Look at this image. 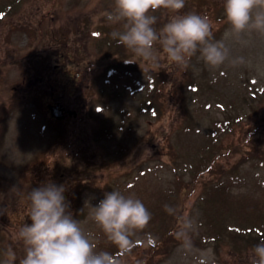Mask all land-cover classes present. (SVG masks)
I'll return each mask as SVG.
<instances>
[{
  "label": "rangeland",
  "instance_id": "obj_1",
  "mask_svg": "<svg viewBox=\"0 0 264 264\" xmlns=\"http://www.w3.org/2000/svg\"><path fill=\"white\" fill-rule=\"evenodd\" d=\"M113 2L0 4V264L9 247L14 264L23 258L16 234L31 224L27 193L47 182L65 186L73 218L96 250L117 256L92 219L105 192L145 198L150 214L181 208L170 224L174 239L164 237L159 250L133 245L123 264H251L244 236L254 223L264 232V216L255 213L264 212V36L230 43L232 55L246 61L236 68L209 70L193 57L181 71L163 55L159 67L125 65L131 54L112 36L121 26L107 20ZM185 5L182 13L207 15L214 39L223 38L224 0ZM157 17L159 28L169 14ZM39 74L43 82L18 91ZM49 83L67 103L85 102L63 126L45 108ZM241 141L252 149L246 161L239 159ZM87 161L98 167L85 172ZM249 214L256 216L250 223ZM212 225L217 230L208 232Z\"/></svg>",
  "mask_w": 264,
  "mask_h": 264
},
{
  "label": "clouds",
  "instance_id": "obj_2",
  "mask_svg": "<svg viewBox=\"0 0 264 264\" xmlns=\"http://www.w3.org/2000/svg\"><path fill=\"white\" fill-rule=\"evenodd\" d=\"M185 4L186 0H114L107 20L121 26L112 36L131 54L129 63L141 60L159 67L163 55L181 71L190 67L193 57L209 70L236 68L246 61L232 55L230 43H244L253 35L264 36V0H224L228 27L220 40L214 39L207 15L182 13ZM160 10L166 11L169 18L157 28L155 13ZM145 152L150 154L148 149ZM65 191L64 185L47 182L27 193L31 224L24 223L16 234L24 251L19 264H123L122 257L133 247L132 237L151 219L143 202L112 190L92 207V219L119 249L117 256L96 250L79 220L73 218ZM251 255V264H264V239L253 246ZM5 257L3 264L17 260L11 247Z\"/></svg>",
  "mask_w": 264,
  "mask_h": 264
},
{
  "label": "trees",
  "instance_id": "obj_3",
  "mask_svg": "<svg viewBox=\"0 0 264 264\" xmlns=\"http://www.w3.org/2000/svg\"><path fill=\"white\" fill-rule=\"evenodd\" d=\"M3 2L0 1V4ZM156 212V211H155ZM153 212L151 214V219L146 225V227L142 230H139L136 232V234L132 237L133 245L138 246V240L141 241H163L164 237H169L170 239H174L175 232L171 231V223L176 226L178 220L182 217V212L180 207H173L170 205H166L165 210L164 209H158V211L155 213ZM170 225V226H169ZM173 236V237H172ZM259 239H256L255 237H247L245 240L247 243L252 244V247L257 244V240L264 239V234L262 232H259V235H257Z\"/></svg>",
  "mask_w": 264,
  "mask_h": 264
},
{
  "label": "flooded vegetation",
  "instance_id": "obj_4",
  "mask_svg": "<svg viewBox=\"0 0 264 264\" xmlns=\"http://www.w3.org/2000/svg\"><path fill=\"white\" fill-rule=\"evenodd\" d=\"M51 89H52V90L50 91V93L52 94V97H51V98H52V101L55 102L57 99L60 100V97H54L55 88L53 89L52 85H51ZM51 94H50V95H51Z\"/></svg>",
  "mask_w": 264,
  "mask_h": 264
}]
</instances>
